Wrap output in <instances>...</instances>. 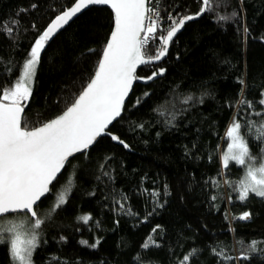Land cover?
I'll return each instance as SVG.
<instances>
[{
	"label": "trees",
	"instance_id": "16d2710c",
	"mask_svg": "<svg viewBox=\"0 0 264 264\" xmlns=\"http://www.w3.org/2000/svg\"><path fill=\"white\" fill-rule=\"evenodd\" d=\"M73 1L0 0V95L18 77L38 34ZM159 1L177 20L201 7V0ZM111 28L110 10L90 6L50 39L23 113L30 128L73 103ZM157 50L158 43L149 48L150 54ZM161 68L152 81L134 82L121 116L108 128L129 147L99 137L67 161L52 194L36 206L45 222L32 264H181L193 249L198 251L188 264H264V198L250 193L240 201L235 186L244 166L230 161L224 169L222 163L236 122L244 125L240 134L252 161L264 158V0H210L204 14L178 31L167 55L138 67L136 76ZM69 177L67 202L49 218ZM244 212L250 218L238 219ZM85 214L92 218L88 224L78 220ZM19 218L25 214L7 216L14 223ZM150 235L154 244L142 247ZM251 241L261 243L247 260L220 255L239 257ZM0 264H13L7 240L0 244Z\"/></svg>",
	"mask_w": 264,
	"mask_h": 264
},
{
	"label": "snow or ice",
	"instance_id": "6c2138e0",
	"mask_svg": "<svg viewBox=\"0 0 264 264\" xmlns=\"http://www.w3.org/2000/svg\"><path fill=\"white\" fill-rule=\"evenodd\" d=\"M150 4L151 0H75L71 7H65L55 15L38 34L28 52V58L23 63L21 76L12 88L5 89L3 95H0V244L8 241L13 264H32L31 258L40 243L37 240L38 230L45 222L35 208L42 198L52 194L50 186L62 173L69 158L87 151L103 134L111 135L113 141L119 142L125 148L129 147L118 136L107 133V127L121 116L134 81L142 79L147 83L165 71L161 68L140 78L136 76L138 66L152 64L165 57L178 31L187 21L204 14L210 7V0H201L197 13L182 16L178 20L170 14L171 26L166 35L161 36H157L161 27L160 13L150 7ZM91 5H108L114 13V27L103 48L95 74L62 115L39 127L30 128L23 113L32 95V84L42 52L59 30ZM244 31L247 32V28ZM11 32L12 29L8 28L7 33ZM157 40L158 50L155 54H150L149 48ZM261 95L264 97V93ZM139 103L140 99L136 101V104ZM259 103L264 105V98ZM248 106L252 107L250 102ZM243 127L244 125L236 122L228 129L227 136L232 142L229 144L230 151L222 158L224 169L229 168L230 161L246 166L245 176L235 186L240 201H245L250 193L264 198V164L255 167L250 163L252 156L245 138L240 134ZM72 185L73 181L69 177L67 185L56 194L49 218L66 204ZM152 195L156 196L158 193L153 192ZM121 208L123 209V205ZM10 213L25 214V220L32 230L31 239H21L22 224L8 220ZM129 214H133L130 209ZM249 218V212L238 217L240 220ZM91 219L89 214L78 217L84 224H88ZM81 243L87 244V241ZM258 243L261 242L251 241L247 252L242 251L239 257L233 258L222 252L220 255L225 261L247 260L248 253L255 252ZM152 244L154 241L150 235L142 247L148 248ZM91 247H96V244ZM197 251L193 249L185 254L181 264H188Z\"/></svg>",
	"mask_w": 264,
	"mask_h": 264
},
{
	"label": "built area",
	"instance_id": "2783aa9c",
	"mask_svg": "<svg viewBox=\"0 0 264 264\" xmlns=\"http://www.w3.org/2000/svg\"><path fill=\"white\" fill-rule=\"evenodd\" d=\"M149 6L156 9L160 13L161 27H160V31L157 33V36L165 35L167 30L171 26L169 15L171 14L172 16H174L173 10L165 7V5L161 3L159 0H151V4ZM155 43H158V40L154 41L152 45Z\"/></svg>",
	"mask_w": 264,
	"mask_h": 264
},
{
	"label": "water",
	"instance_id": "95a60500",
	"mask_svg": "<svg viewBox=\"0 0 264 264\" xmlns=\"http://www.w3.org/2000/svg\"><path fill=\"white\" fill-rule=\"evenodd\" d=\"M74 2H75V0L72 2V4H73ZM72 4H70L68 7H71ZM91 6H103V7H106V8H108V9L110 10V12H111V14H112V28H111V30H110V33H109L108 37H107V40H106V43H107L108 38H109V36H110V34H111L112 30H113V27H114V13H113V10H112L111 7L108 6V5H91ZM89 7H90V6L86 7L85 9H87V8H89ZM85 9H84V10H85ZM84 10H82V12H83ZM62 11H63V10H62ZM58 14H59V13H58ZM79 14H80V13H79ZM79 14H77V15H79ZM77 15H76V16H77ZM76 16H74L69 22H71ZM53 18H54V17H53ZM53 18H52V19H53ZM50 21H51V20H50ZM50 21H49L48 23H50ZM46 26H47V25H46ZM46 26H45V27H46ZM65 26H67V25H65ZM65 26H64V27H65ZM64 27H63V28H64ZM63 28H62V29H63ZM62 29H61V30H62ZM61 30H59V31H61ZM59 31H58V32H59ZM55 35H56V34H55ZM165 35H166V34H165ZM106 43H105V45H106ZM105 45H104V46H105ZM103 48H104V47H103ZM102 53H103V49H102V52H101V55H100L99 60H100L101 57H102ZM163 58H164V57H163ZM163 58H162V59H163ZM162 59H161V60H162ZM161 60H159V61H161ZM159 61H156V62H154V63H157V62H159ZM98 62H99V61H98ZM97 67H98V63H97L96 68H97ZM138 67H140V66H138ZM96 68H95V70H94V72H93L91 78L94 76L95 71H96ZM91 78H90V80H91ZM90 80H89L87 83H89ZM134 82H135V81H134ZM86 85H87V84H86ZM86 85H85V86H86ZM133 85H134V84H133ZM85 86H84V87H85ZM83 89H84V88H83ZM83 89H82V91H83ZM82 91H81V92H82ZM131 91H132V90H131ZM131 91H130V93H131ZM81 92H80V93H81ZM80 93H79V94H80ZM129 95H130V94H129ZM78 96H79V95H78ZM78 96H77L76 98H78ZM128 97H129V96H128ZM128 97L126 98V101H127ZM76 98H75V100H76ZM75 100L73 101V103L75 102ZM126 101H125V103H126ZM73 103H72V104H73ZM72 104H70L68 107H70ZM66 109H67V108H66ZM66 109H65V110H66ZM65 110H63L60 114H58L57 116L53 117L52 119H54V118H56V117L62 115V113H63ZM52 119H50V120H52ZM116 119H117V118H116ZM116 119H115V120H116ZM50 120H48V121H50ZM115 120H114V121H115ZM48 121H46V122H48ZM114 121H113V122H114ZM46 122H45V123H46ZM113 122H112V123H113ZM112 123H111V124H112ZM111 124H109L108 127H107V130H106L107 133H110V132L108 131V128L111 126ZM40 126H41V125H40ZM37 127H39V126H37ZM110 134H113V133H110ZM114 135H115V134H114ZM101 136H108V137L111 138V135H108V134H103V135H101ZM101 136H100V137H101ZM98 138H99V137H98ZM98 138H97V139H98ZM111 140H112V139H111ZM96 141H97V140H96ZM96 141H95V142H96ZM95 142H94V143H95ZM112 142H114V143H116V144H119V145H122V144H120V143L117 142V141H113V140H112ZM122 146H123V145H122ZM90 147H91V146H90ZM76 154H79V153H76ZM76 154H74V155H76ZM74 155H73V156H74ZM70 158H71V157H70ZM70 158H69V159H70ZM62 171H63V170H62ZM42 199H43V198H42ZM42 199H41V200H42ZM38 203H39V202H38ZM10 214H11V213H10Z\"/></svg>",
	"mask_w": 264,
	"mask_h": 264
},
{
	"label": "rangeland",
	"instance_id": "374dc122",
	"mask_svg": "<svg viewBox=\"0 0 264 264\" xmlns=\"http://www.w3.org/2000/svg\"><path fill=\"white\" fill-rule=\"evenodd\" d=\"M31 48V47H30ZM30 50V49H29ZM28 58V56L26 57V59ZM25 59V60H26ZM24 60V61H25ZM24 63V62H23ZM23 63H22V65H21V68H20V73H19V75H18V77L16 78V80L11 84V85H9L6 89H10V88H12L13 87V85L15 84V82H17V80L19 79V77L21 76V71H22V66H23ZM4 92V91H3ZM3 92H2V94L1 95H3ZM262 93H264V90L262 91ZM262 98H264V97H262ZM232 141H231V139H230V141L226 144V147H225V149H224V151H223V156L226 154V153H228L229 151H230V149H229V144L231 143ZM252 160H253V157H252ZM253 166H255V167H259L261 164H264V158H262L258 163H256V162H253V161H251L250 162ZM245 172H246V166H244V172H243V175H242V178L245 176ZM241 178V179H242ZM17 222H21V223H26V220L25 219H21V218H19L18 220H16V224H17ZM14 223V222H13Z\"/></svg>",
	"mask_w": 264,
	"mask_h": 264
},
{
	"label": "clouds",
	"instance_id": "9594fccd",
	"mask_svg": "<svg viewBox=\"0 0 264 264\" xmlns=\"http://www.w3.org/2000/svg\"><path fill=\"white\" fill-rule=\"evenodd\" d=\"M17 224H22V235H21V239H23L25 241L31 239L32 230L29 227L28 223L17 222ZM37 240H39V235H37Z\"/></svg>",
	"mask_w": 264,
	"mask_h": 264
}]
</instances>
